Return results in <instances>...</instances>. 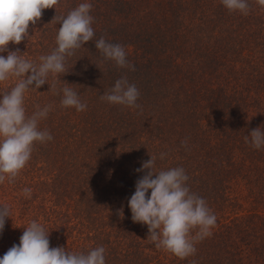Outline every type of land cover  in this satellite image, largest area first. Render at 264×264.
Masks as SVG:
<instances>
[{
	"label": "trees",
	"instance_id": "obj_1",
	"mask_svg": "<svg viewBox=\"0 0 264 264\" xmlns=\"http://www.w3.org/2000/svg\"><path fill=\"white\" fill-rule=\"evenodd\" d=\"M84 2L93 6L92 41L66 58V73L48 77L55 91L46 83L25 95L28 115L52 105L39 128L53 139L34 146L15 183L0 184V205L11 208L0 257L36 220L50 232V247L103 246L106 264H264V147L244 139L264 131V8L248 0L243 15L221 0H59L9 51L38 64L56 47L58 18ZM102 36L124 47L135 71L104 60L95 48ZM122 76L139 90L140 108L100 99ZM63 82L85 111L60 107ZM14 83H0V92ZM150 156L154 171L182 167L190 191L217 218L184 260L157 249L147 226L131 219L128 200L146 174L137 169Z\"/></svg>",
	"mask_w": 264,
	"mask_h": 264
},
{
	"label": "clouds",
	"instance_id": "obj_2",
	"mask_svg": "<svg viewBox=\"0 0 264 264\" xmlns=\"http://www.w3.org/2000/svg\"><path fill=\"white\" fill-rule=\"evenodd\" d=\"M58 3L59 0H0V53L7 52L6 56L0 55V83L15 80L10 89L0 92V184L5 181L15 183L31 159L34 146L53 139L47 129L39 128L40 121L52 111V105L43 108L36 105V110L28 115L24 106L26 93L48 84L50 75L55 79L66 73V58L92 41L95 35L94 17L90 15L93 6L84 2L58 18L60 27L56 47L49 54L41 55L38 64L26 59V53L21 54L19 48L9 51V44L19 45L28 40L31 37L29 26H35L44 10L55 8ZM221 3L229 12L243 15H248L251 8L248 0H221ZM256 3L264 8V0H256ZM56 19L55 16L53 20ZM95 48L105 61L135 71L120 44L110 43L102 36L95 42ZM63 83L65 86L56 91L57 95L62 92L60 107L85 111L87 103L81 101L71 85ZM49 91H55V83L49 85ZM139 95L135 84H130L127 77L122 76L100 99L113 105L140 108L137 103ZM244 139L255 149L264 147V131L260 127L251 130ZM185 143L181 142L182 145ZM166 155L161 152L159 159H165ZM150 157L142 168L137 169L146 174L136 181L135 192L128 200L131 219L147 226V240L152 241L157 249L184 260L196 254L197 242L212 235L217 218L206 201L190 191L186 183L189 177L182 167L157 172L154 171L157 157ZM22 193L31 198L32 190L26 187ZM119 214L123 217V208ZM10 217V206L0 205V233ZM23 229L19 244H14L0 257V264H106L103 246L86 253L69 252L64 247H50V232L36 220ZM192 264L196 262L192 261Z\"/></svg>",
	"mask_w": 264,
	"mask_h": 264
}]
</instances>
